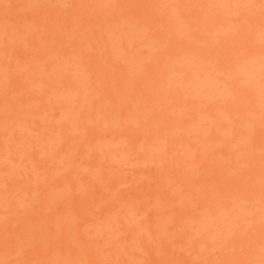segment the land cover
Instances as JSON below:
<instances>
[{
	"label": "rangeland",
	"instance_id": "374dc122",
	"mask_svg": "<svg viewBox=\"0 0 264 264\" xmlns=\"http://www.w3.org/2000/svg\"><path fill=\"white\" fill-rule=\"evenodd\" d=\"M0 264H264V0H0Z\"/></svg>",
	"mask_w": 264,
	"mask_h": 264
}]
</instances>
